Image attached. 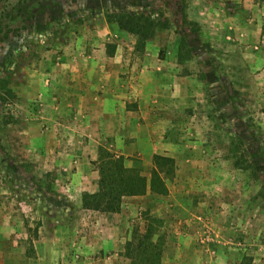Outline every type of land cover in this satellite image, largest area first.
<instances>
[{
  "label": "rangeland",
  "instance_id": "obj_1",
  "mask_svg": "<svg viewBox=\"0 0 264 264\" xmlns=\"http://www.w3.org/2000/svg\"><path fill=\"white\" fill-rule=\"evenodd\" d=\"M119 11L151 14L169 28L136 51L134 36L106 22V14ZM181 37L193 48L192 59L175 66L187 76L190 94L183 100L192 103L178 113L190 160L175 162L172 175L161 173L164 192L124 195L117 213L86 208L83 201L50 202L62 194L60 165L50 162L49 142L41 139L46 125H30V99L20 91L27 79L39 80L24 76L60 55L106 52L107 43L119 53L174 61ZM4 78L19 94L9 98L0 87L1 262L38 263L34 246L48 245L54 261L59 249L68 251L66 264H100L106 257L116 264H238L243 255L264 264V2L0 0ZM232 141L253 165L250 171L226 157ZM121 160L151 178L153 158ZM95 163L99 167V159ZM138 238L142 251L130 258L126 244L135 246ZM102 244L113 250L93 252Z\"/></svg>",
  "mask_w": 264,
  "mask_h": 264
},
{
  "label": "crops",
  "instance_id": "obj_2",
  "mask_svg": "<svg viewBox=\"0 0 264 264\" xmlns=\"http://www.w3.org/2000/svg\"><path fill=\"white\" fill-rule=\"evenodd\" d=\"M178 65L177 59L168 61L147 53L137 56L115 51L108 56L106 52L87 51L60 55L47 64V69L24 76L39 80L33 85L34 80L27 79L20 91L30 99L34 113L30 125H46L41 139L49 142L53 154L50 162L60 165L56 170L62 194L48 193L56 197L50 202L68 199L81 205L83 192L98 190L99 169L95 162L102 149L116 157L152 160L161 155L176 163L190 160L183 147L185 136L178 115L192 103L183 100L190 92L184 87L187 76L182 77L175 68ZM242 185L246 189V183ZM96 218L102 221L104 215ZM113 246L94 245L92 250L110 252ZM34 249L38 263L33 264H66L65 256L69 255L59 249L61 255L54 261L52 247L35 245ZM100 264L116 262L106 257Z\"/></svg>",
  "mask_w": 264,
  "mask_h": 264
},
{
  "label": "trees",
  "instance_id": "obj_3",
  "mask_svg": "<svg viewBox=\"0 0 264 264\" xmlns=\"http://www.w3.org/2000/svg\"><path fill=\"white\" fill-rule=\"evenodd\" d=\"M255 2H264V0H254ZM106 22L116 25L121 31H124L135 37L134 48L136 51H144L149 41L158 31H164L169 28L167 20L156 18L151 14L144 12L119 11L106 14ZM116 44H106V54L112 56L116 51ZM193 57V48L181 37L176 46V59L179 64L190 61ZM160 59H163L160 56ZM1 89L9 98H16L17 95L9 87L7 78L2 79ZM239 144L233 142L229 148V154L226 156L232 160L234 167L243 171H250L253 167L243 153H237ZM99 180L98 190L95 193H84L83 204L86 208H92L97 211L107 213H117L121 210L122 198L124 195L143 194L147 190L164 192V181L161 179V173L172 175L175 170L174 159L166 156L155 155L153 157L154 168L151 170V178L147 179L135 172L134 169L125 168L121 157L114 158V155L100 151L99 154ZM138 236H134L137 239ZM140 238L135 244L133 240L126 244V254L128 257L138 255L141 249ZM138 251V252H137ZM238 264H255L252 256L243 255Z\"/></svg>",
  "mask_w": 264,
  "mask_h": 264
}]
</instances>
